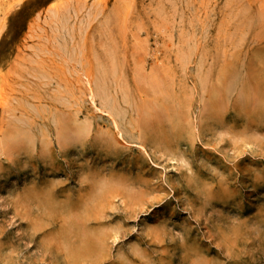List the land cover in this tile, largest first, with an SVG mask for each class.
I'll use <instances>...</instances> for the list:
<instances>
[{"label": "rangeland", "instance_id": "rangeland-1", "mask_svg": "<svg viewBox=\"0 0 264 264\" xmlns=\"http://www.w3.org/2000/svg\"><path fill=\"white\" fill-rule=\"evenodd\" d=\"M0 264H264V0H0Z\"/></svg>", "mask_w": 264, "mask_h": 264}, {"label": "bare ground", "instance_id": "bare-ground-1", "mask_svg": "<svg viewBox=\"0 0 264 264\" xmlns=\"http://www.w3.org/2000/svg\"><path fill=\"white\" fill-rule=\"evenodd\" d=\"M220 99V98H219ZM216 114V113H215ZM70 131V130H69ZM80 133V132H79ZM75 134V133H74ZM72 135H73V133H72ZM72 137V136H71ZM85 241V240H84ZM84 243H86V242H84ZM91 245V244H90ZM87 246H88V244H87Z\"/></svg>", "mask_w": 264, "mask_h": 264}]
</instances>
